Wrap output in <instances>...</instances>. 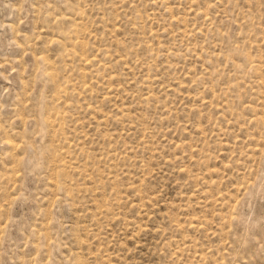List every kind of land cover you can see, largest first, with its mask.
Wrapping results in <instances>:
<instances>
[{"label":"rangeland","instance_id":"rangeland-1","mask_svg":"<svg viewBox=\"0 0 264 264\" xmlns=\"http://www.w3.org/2000/svg\"><path fill=\"white\" fill-rule=\"evenodd\" d=\"M0 264H264V0H0Z\"/></svg>","mask_w":264,"mask_h":264}]
</instances>
